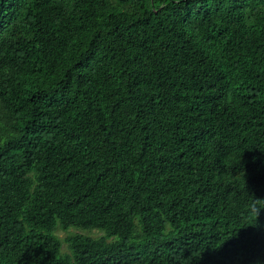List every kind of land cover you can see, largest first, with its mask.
I'll use <instances>...</instances> for the list:
<instances>
[{"label":"trees","instance_id":"obj_1","mask_svg":"<svg viewBox=\"0 0 264 264\" xmlns=\"http://www.w3.org/2000/svg\"><path fill=\"white\" fill-rule=\"evenodd\" d=\"M0 264H264V0H0Z\"/></svg>","mask_w":264,"mask_h":264},{"label":"rangeland","instance_id":"obj_2","mask_svg":"<svg viewBox=\"0 0 264 264\" xmlns=\"http://www.w3.org/2000/svg\"><path fill=\"white\" fill-rule=\"evenodd\" d=\"M72 229H75V230H77V232L84 234V235H88V236L98 235L100 233V232L96 231L97 229L91 230V229L71 227V230ZM58 234L60 235L61 238L64 239L69 234V230L67 231V230L60 229V230H58ZM64 249H66V248H64Z\"/></svg>","mask_w":264,"mask_h":264}]
</instances>
